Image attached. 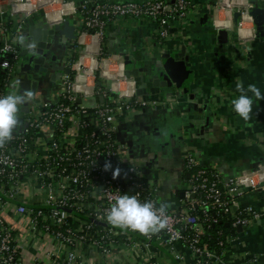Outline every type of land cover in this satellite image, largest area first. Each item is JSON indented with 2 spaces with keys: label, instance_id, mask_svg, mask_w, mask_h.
Returning a JSON list of instances; mask_svg holds the SVG:
<instances>
[{
  "label": "built area",
  "instance_id": "obj_1",
  "mask_svg": "<svg viewBox=\"0 0 264 264\" xmlns=\"http://www.w3.org/2000/svg\"><path fill=\"white\" fill-rule=\"evenodd\" d=\"M224 6L231 4L219 1L215 13ZM194 7L192 0H82L79 4L73 0H0V10L6 13L9 9L20 16V26L36 14L50 25L62 24L71 14L82 18L71 40L78 52L69 57L71 74L63 75L60 101L32 103L12 140L0 147V264H26L24 249L29 241L39 245L33 264H111L107 257L122 248L145 257L148 264H161L152 252L155 245L178 264L253 261L250 251L233 257L228 248L239 244V227L244 229L252 220L264 217V211L249 207L234 210V196L243 194L245 187L264 190L261 166L226 180L188 154L189 190L181 208H167L164 229L144 235L114 227L107 220L111 205L124 194L137 196L141 203L153 201L159 207L156 187L122 153L116 134L118 120L147 104L166 105L167 101L149 100L137 93L140 85L135 76L126 74V56L105 46L106 29L121 18L146 19L155 26L158 43L164 44L175 22L187 19ZM248 7L239 28L247 18L253 22ZM19 35L18 29L7 26L0 31V97L8 94L22 63ZM105 80L112 82L117 98L94 107L82 106L79 100L83 97H106L107 91L98 86ZM71 120L81 130L77 145L65 143ZM45 125L53 127V135L47 146L40 148L35 142ZM106 161L112 169H121L116 179L112 170H104ZM218 222L235 229L229 246L221 239L208 248L202 242L203 234ZM88 252L106 261H93Z\"/></svg>",
  "mask_w": 264,
  "mask_h": 264
},
{
  "label": "crops",
  "instance_id": "obj_2",
  "mask_svg": "<svg viewBox=\"0 0 264 264\" xmlns=\"http://www.w3.org/2000/svg\"><path fill=\"white\" fill-rule=\"evenodd\" d=\"M73 1L79 4L82 0ZM192 1L195 7L189 11L187 19L175 22L171 36L164 44L158 43L154 24L146 19H118L107 27L105 38L108 51L128 56L132 69H139V76L135 77L140 87L145 81L142 77L152 74L168 81L165 73L152 71L164 60L165 53H173L188 67L184 83H170L163 87H154L149 83L144 89V98L164 99L166 105L147 104L117 122L116 135L122 153L156 187L160 202H166L168 208L174 209L181 208L189 190L188 154H192L201 166L217 170L226 180L258 166L264 170V100L253 97V111L248 122L238 116L232 106V101L240 95L236 90L238 81H243L245 88L255 84L264 94V37L255 35L254 23L248 18L242 28L238 26L245 7L248 4V9L253 6L252 0H225L231 7H222L218 14L215 13V6L221 0ZM253 1L257 6L264 7V0ZM239 12L241 15H238ZM42 18L41 14H36L30 23L36 24ZM20 20V16L12 15L9 9L6 13L0 10V31L5 26L18 29V41L21 51H24L32 45V40L23 37L24 26L29 20L22 26ZM81 20L80 14H71L65 17L61 26L64 28L67 23L74 26L76 32ZM221 29L228 32L226 43L219 40ZM48 41L52 42V46L45 52L47 63L42 66L45 71L32 69V76L24 73L17 78L20 82L15 89L17 93H23L22 88L32 89L34 80L38 82L35 104L60 101L63 75L71 73L51 79L53 73L46 68L50 69L51 65L67 67L69 57L78 52V48L63 34L49 36ZM183 47L186 48L185 54L181 53ZM2 76L3 71L0 70V84ZM28 78L29 85L23 87L21 83ZM17 81L15 78L11 83L8 94ZM98 86L107 91L106 97H83L79 100L82 106L94 107L117 98L118 92L110 80ZM84 98L93 99L94 103L85 105ZM24 114L21 106L16 130L25 122ZM80 134L79 126L71 120L65 143L79 144ZM52 135L53 127L45 125L37 136L35 146L45 148ZM234 197V210L249 207L264 211V190L245 187L243 194ZM240 232V242L234 249H228L229 255L242 257L244 251H250L253 261L251 259L246 264H264V217L252 220ZM27 244L24 259L26 264H33L39 245L34 241ZM152 252L157 254L161 264H178L158 245L152 248ZM88 256L93 261H106L92 252H88ZM143 258L122 248L115 249L107 260L111 264H148Z\"/></svg>",
  "mask_w": 264,
  "mask_h": 264
},
{
  "label": "clouds",
  "instance_id": "obj_3",
  "mask_svg": "<svg viewBox=\"0 0 264 264\" xmlns=\"http://www.w3.org/2000/svg\"><path fill=\"white\" fill-rule=\"evenodd\" d=\"M19 83L17 81L12 86L13 90L9 94L0 97V147L12 140L13 130L19 123L20 107L34 99L31 90H25L23 93L15 91ZM236 90L240 95L232 101L233 109L238 116L248 122L253 111V97L255 100H264V94L255 84H249L245 88L243 81L237 82ZM249 93L252 95L250 96ZM104 170H112L113 179H116L121 172L119 167L112 169L110 161L105 162ZM168 207L166 202L160 203L157 207L153 201L141 203L137 196L124 194L117 197L115 203L111 205L107 212V220L114 227L139 231L144 235L155 234L167 226Z\"/></svg>",
  "mask_w": 264,
  "mask_h": 264
},
{
  "label": "water",
  "instance_id": "obj_4",
  "mask_svg": "<svg viewBox=\"0 0 264 264\" xmlns=\"http://www.w3.org/2000/svg\"><path fill=\"white\" fill-rule=\"evenodd\" d=\"M253 4L249 9V15L253 18V23L255 26V35L258 38L264 37V7H260L256 5V1H251ZM238 15H241L239 12ZM238 20V17H236ZM25 32L23 33V37L26 39L32 40V45L26 48L24 51H21L22 63L20 69L15 74V78H17L24 73L31 75L30 72L32 69H40V71H45L42 66H45L47 63L46 50H49L52 46V42L48 41L49 36H59L63 34L68 40L75 39V27L65 23V27L62 28L61 24L50 25L47 22V19L43 17L36 24H31L30 21L26 23L24 26ZM219 40H224L226 43L228 41V32L226 29L219 30ZM186 48H182V54H185ZM164 60H162L161 64L155 65L153 67V72L157 73H165L168 81H164L161 77H157L154 74L149 77H142L145 81L142 83L141 87H139L137 93L139 95H143L144 89L148 88L149 83H152L154 87H163L170 83H184L188 67L179 59H176L173 53H165ZM185 59L188 60L189 57L185 55ZM126 74L128 76H139V69L133 68L132 63L130 62L128 56H126ZM50 70L52 73L51 79H55V76H62L64 73H71V68L69 66L61 65L60 67H55L53 65L50 66ZM141 71V70H140ZM32 76V75H31ZM58 77V78H59ZM142 79V81H143ZM26 82H22L21 85L25 87L29 85V78L26 79ZM38 82L36 80L32 83V89L25 88L27 90H31L35 94L37 89ZM100 85V82L98 83ZM24 92L25 89L22 88ZM32 101L29 103L22 105V110L25 113H28L30 110V106ZM239 230L242 231V227H239Z\"/></svg>",
  "mask_w": 264,
  "mask_h": 264
},
{
  "label": "trees",
  "instance_id": "obj_5",
  "mask_svg": "<svg viewBox=\"0 0 264 264\" xmlns=\"http://www.w3.org/2000/svg\"><path fill=\"white\" fill-rule=\"evenodd\" d=\"M234 230L235 229H232L231 226H227L226 223L218 222L216 224H212L210 228L205 229L202 242L208 246V248H213L216 242L221 239L225 240L227 244L230 239L229 236L233 234ZM228 244L227 246H229ZM219 249L220 248L217 247V250ZM218 252H220V250Z\"/></svg>",
  "mask_w": 264,
  "mask_h": 264
},
{
  "label": "rangeland",
  "instance_id": "obj_6",
  "mask_svg": "<svg viewBox=\"0 0 264 264\" xmlns=\"http://www.w3.org/2000/svg\"><path fill=\"white\" fill-rule=\"evenodd\" d=\"M33 102H34V100H32V103H33ZM83 103H84L85 105H91V104H93L94 102H93V99H90V98H84Z\"/></svg>",
  "mask_w": 264,
  "mask_h": 264
}]
</instances>
